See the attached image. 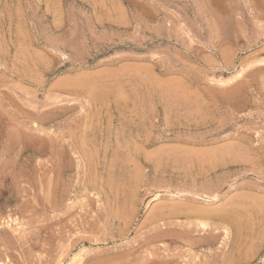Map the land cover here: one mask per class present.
Instances as JSON below:
<instances>
[{"label":"rangeland","instance_id":"1","mask_svg":"<svg viewBox=\"0 0 264 264\" xmlns=\"http://www.w3.org/2000/svg\"><path fill=\"white\" fill-rule=\"evenodd\" d=\"M259 61L264 0H0V264H264Z\"/></svg>","mask_w":264,"mask_h":264},{"label":"bare ground","instance_id":"2","mask_svg":"<svg viewBox=\"0 0 264 264\" xmlns=\"http://www.w3.org/2000/svg\"><path fill=\"white\" fill-rule=\"evenodd\" d=\"M259 63H261V65H263L264 62H263V61H259ZM238 75H240V72L237 74V76H238ZM228 144H229V143H228ZM229 145H230V144H229ZM202 149H203V148H202ZM204 150H205V149H204ZM206 150H207V149H206ZM213 195H214V194H213ZM197 196H198V195H197ZM199 196H200V195H199ZM204 196H205V195H204ZM204 196H203V197H204ZM205 197H206V196H205ZM205 197H204V198H205ZM209 197H210V196H209ZM214 197H215V196H214ZM210 198H211V197H210ZM213 199H214V198H213ZM179 202H180V201H179ZM205 202H207V201L205 200ZM183 203H184V202H183ZM200 207H201V206H200ZM211 208H212V207H211ZM229 208H230V207H229ZM176 211H177V210H176ZM228 213H229V212H228ZM221 214H222V213H221ZM191 215H192V213H191ZM205 215H206V214H205ZM205 217H206V216H205ZM216 217H217V216H216ZM229 218H230V217H229ZM231 220H232V219H231ZM233 221H235V220L233 219ZM231 222H232V221H231ZM235 222H236V221H235ZM235 222H234V223H235ZM238 222H240V220H239ZM236 225H237V223H236ZM240 225H241V223H240ZM237 228H238V227H237ZM239 228H241V226H240ZM236 231H237V230H236ZM235 233H236V232H235ZM75 262H76V261H75Z\"/></svg>","mask_w":264,"mask_h":264}]
</instances>
